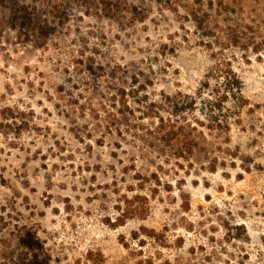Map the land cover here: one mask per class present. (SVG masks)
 <instances>
[{
	"label": "rangeland",
	"instance_id": "374dc122",
	"mask_svg": "<svg viewBox=\"0 0 264 264\" xmlns=\"http://www.w3.org/2000/svg\"><path fill=\"white\" fill-rule=\"evenodd\" d=\"M13 1L0 0V264H264V0H200L208 33L186 14L196 0H132L114 21L84 0ZM55 6L69 15L37 45L13 8L45 22ZM221 69L246 103L217 132L201 106L186 113L195 158L150 139L155 121L136 129L134 100L187 101ZM120 89L136 92V131L81 140L89 108Z\"/></svg>",
	"mask_w": 264,
	"mask_h": 264
},
{
	"label": "trees",
	"instance_id": "16d2710c",
	"mask_svg": "<svg viewBox=\"0 0 264 264\" xmlns=\"http://www.w3.org/2000/svg\"><path fill=\"white\" fill-rule=\"evenodd\" d=\"M210 1L213 4V0ZM230 1L229 6H236L242 0ZM10 3L17 6L13 0H10ZM200 3V0H196V3L187 9L186 14L194 22L196 28L207 33L212 32L214 28L207 15L208 11H205ZM83 4L88 10L94 11L110 21L131 14V8L135 7L132 0H84ZM179 8L178 3L173 4L172 11L177 13ZM14 11L13 8L14 17L31 28L37 45L38 43L46 44L56 31L58 23L60 24L62 19V11L66 12L67 16L69 15L68 9L55 6L50 9V21L52 22L49 20L42 22L35 15L30 14L26 8ZM216 74L217 76H215ZM213 75L215 84L212 85L209 80L202 86L196 97L186 98L187 101L180 97L171 98L169 96L160 101L150 100L147 96L134 100V104L138 105V109L142 113V118L137 120L136 129L145 120L155 121V128L148 134L150 139L172 151L178 159L190 161L195 158L196 153L201 149V144L197 136L198 129L187 119L186 113H193L201 106V112L210 125L207 126V129L217 132L218 130H227L230 119L228 115L237 117L246 103L243 97V83L236 73L232 70L221 69ZM134 93H136L134 90L126 92V90L120 89L109 94L106 98H102L100 107L89 108L90 122L85 126L86 132L78 134V137L81 140L92 141L96 139V134L101 133L98 139L102 142L106 137H118L119 141H122L127 137L125 131L127 133L135 132V126L133 128L135 124L131 120L135 111L130 109L127 102V99ZM86 110L87 108L81 109L83 117L86 116ZM116 145L120 148L121 142ZM128 203L130 209V205L132 206L136 201ZM138 209L140 208L137 206L134 213L123 215L119 222L124 223L127 217H137Z\"/></svg>",
	"mask_w": 264,
	"mask_h": 264
}]
</instances>
